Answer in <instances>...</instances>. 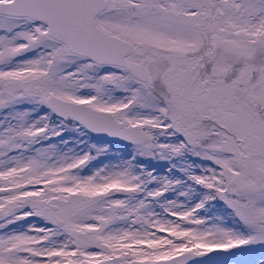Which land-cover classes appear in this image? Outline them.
<instances>
[{
	"label": "snow or ice",
	"instance_id": "snow-or-ice-1",
	"mask_svg": "<svg viewBox=\"0 0 264 264\" xmlns=\"http://www.w3.org/2000/svg\"><path fill=\"white\" fill-rule=\"evenodd\" d=\"M0 264H264V0H0Z\"/></svg>",
	"mask_w": 264,
	"mask_h": 264
},
{
	"label": "rangeland",
	"instance_id": "rangeland-1",
	"mask_svg": "<svg viewBox=\"0 0 264 264\" xmlns=\"http://www.w3.org/2000/svg\"><path fill=\"white\" fill-rule=\"evenodd\" d=\"M115 147L119 148V147H121V145H118V146H115ZM153 164H154L155 166H157L156 163L153 162ZM159 167H162V165H160Z\"/></svg>",
	"mask_w": 264,
	"mask_h": 264
},
{
	"label": "trees",
	"instance_id": "trees-1",
	"mask_svg": "<svg viewBox=\"0 0 264 264\" xmlns=\"http://www.w3.org/2000/svg\"><path fill=\"white\" fill-rule=\"evenodd\" d=\"M118 145H121V144H119V143H115V144H114V147H115V146H118ZM154 163H155V162H154ZM159 166H160V165H157V167H159Z\"/></svg>",
	"mask_w": 264,
	"mask_h": 264
},
{
	"label": "water",
	"instance_id": "water-1",
	"mask_svg": "<svg viewBox=\"0 0 264 264\" xmlns=\"http://www.w3.org/2000/svg\"><path fill=\"white\" fill-rule=\"evenodd\" d=\"M116 143H119V142H116ZM120 144V143H119Z\"/></svg>",
	"mask_w": 264,
	"mask_h": 264
}]
</instances>
